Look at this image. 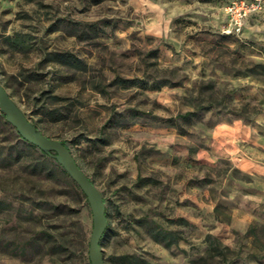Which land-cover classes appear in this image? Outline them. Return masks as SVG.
<instances>
[{
    "label": "rangeland",
    "instance_id": "374dc122",
    "mask_svg": "<svg viewBox=\"0 0 264 264\" xmlns=\"http://www.w3.org/2000/svg\"><path fill=\"white\" fill-rule=\"evenodd\" d=\"M230 1L0 0V78L103 192L107 264H264V11L228 34ZM76 184L0 109V264H91Z\"/></svg>",
    "mask_w": 264,
    "mask_h": 264
},
{
    "label": "water",
    "instance_id": "95a60500",
    "mask_svg": "<svg viewBox=\"0 0 264 264\" xmlns=\"http://www.w3.org/2000/svg\"><path fill=\"white\" fill-rule=\"evenodd\" d=\"M0 109L19 134L54 156L69 175L78 183L89 199L94 217V228L90 237L89 256L91 264H107L102 238L109 225L107 203L103 192L78 163L69 145L61 139L46 134L32 120L24 108L13 97L0 78Z\"/></svg>",
    "mask_w": 264,
    "mask_h": 264
},
{
    "label": "built area",
    "instance_id": "2783aa9c",
    "mask_svg": "<svg viewBox=\"0 0 264 264\" xmlns=\"http://www.w3.org/2000/svg\"><path fill=\"white\" fill-rule=\"evenodd\" d=\"M263 11L264 0H231L225 7L224 31L228 34L244 32L250 16Z\"/></svg>",
    "mask_w": 264,
    "mask_h": 264
},
{
    "label": "trees",
    "instance_id": "16d2710c",
    "mask_svg": "<svg viewBox=\"0 0 264 264\" xmlns=\"http://www.w3.org/2000/svg\"><path fill=\"white\" fill-rule=\"evenodd\" d=\"M79 61V60H78ZM58 97V95H56ZM47 112V109L45 107H41L40 109L37 110V113L39 114H46ZM194 114V111H188L187 113H185L186 116H189V115H192ZM5 116V115H4ZM35 121V120H34ZM36 122V121H35ZM37 123V122H36ZM21 136V135H20ZM64 143H66L65 140H62ZM67 144V143H66ZM68 145V144H67ZM43 151V150H42ZM44 152V151H43ZM44 154L48 157H51L52 155L51 154H48L46 152H44ZM76 188L78 189V192L82 195V197L86 200V201H89L87 195L84 193V191L81 189V187H79L77 184H76ZM47 237H48V240H54V233H52L51 231L49 232H46L45 234ZM56 240V239H55ZM90 263H91V260H90Z\"/></svg>",
    "mask_w": 264,
    "mask_h": 264
},
{
    "label": "crops",
    "instance_id": "0c3cea01",
    "mask_svg": "<svg viewBox=\"0 0 264 264\" xmlns=\"http://www.w3.org/2000/svg\"><path fill=\"white\" fill-rule=\"evenodd\" d=\"M258 15H260V13L253 14L252 16H250V18H253V17H255V16H258ZM250 18H249V19H248V21H247L246 28L249 26V23H250ZM246 28H245V29H246Z\"/></svg>",
    "mask_w": 264,
    "mask_h": 264
}]
</instances>
